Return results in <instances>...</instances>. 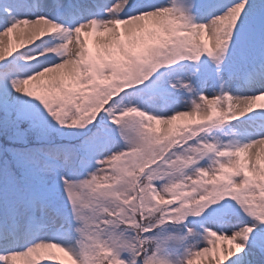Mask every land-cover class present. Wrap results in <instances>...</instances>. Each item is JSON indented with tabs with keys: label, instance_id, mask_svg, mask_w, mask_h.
Listing matches in <instances>:
<instances>
[{
	"label": "snow or ice",
	"instance_id": "snow-or-ice-1",
	"mask_svg": "<svg viewBox=\"0 0 264 264\" xmlns=\"http://www.w3.org/2000/svg\"><path fill=\"white\" fill-rule=\"evenodd\" d=\"M0 264H264V0H0Z\"/></svg>",
	"mask_w": 264,
	"mask_h": 264
},
{
	"label": "rangeland",
	"instance_id": "rangeland-1",
	"mask_svg": "<svg viewBox=\"0 0 264 264\" xmlns=\"http://www.w3.org/2000/svg\"><path fill=\"white\" fill-rule=\"evenodd\" d=\"M17 36L19 37V39H24L25 38L22 33H18ZM5 39H7V38H5Z\"/></svg>",
	"mask_w": 264,
	"mask_h": 264
}]
</instances>
